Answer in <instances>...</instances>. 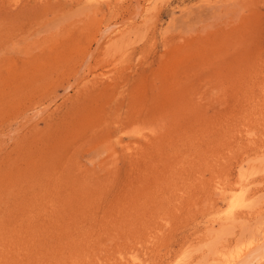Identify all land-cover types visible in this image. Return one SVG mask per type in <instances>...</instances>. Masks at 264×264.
<instances>
[{"label": "rangeland", "instance_id": "1", "mask_svg": "<svg viewBox=\"0 0 264 264\" xmlns=\"http://www.w3.org/2000/svg\"><path fill=\"white\" fill-rule=\"evenodd\" d=\"M263 237L264 0H0V264H230Z\"/></svg>", "mask_w": 264, "mask_h": 264}, {"label": "bare ground", "instance_id": "2", "mask_svg": "<svg viewBox=\"0 0 264 264\" xmlns=\"http://www.w3.org/2000/svg\"><path fill=\"white\" fill-rule=\"evenodd\" d=\"M245 182H247V181H245ZM247 187H248L247 183L240 184V187L237 189L238 195L231 194L228 197L227 207H228L229 211H227V214L230 215V213H233V211L236 208L243 207L245 200H246V198H245L246 191L245 190ZM261 241H262V243L264 242V237L262 238ZM250 246H248L247 252L240 254L236 258V260H232L231 261L232 263H230V264H261L264 261V254H260L261 252L264 253V251H263L264 250V243L258 244L257 246L255 243H252V244H250ZM259 251H260V253H258ZM228 264H229V262H228Z\"/></svg>", "mask_w": 264, "mask_h": 264}]
</instances>
